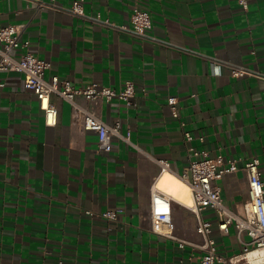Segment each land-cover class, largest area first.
<instances>
[{
  "label": "crops",
  "instance_id": "0c3cea01",
  "mask_svg": "<svg viewBox=\"0 0 264 264\" xmlns=\"http://www.w3.org/2000/svg\"><path fill=\"white\" fill-rule=\"evenodd\" d=\"M72 4L0 0V29L21 28L29 51L51 63L47 80L115 90L130 81L135 96L131 105L76 97L107 125L119 124L104 153L71 103L53 94L57 123L47 126L24 75L0 72V264H200L203 239L181 178L190 149L240 166L258 158L264 182V0H249L247 10L238 0H85L82 16ZM135 8L151 15L145 37L104 22L129 25ZM233 67L246 75L233 77ZM217 184L225 206L242 214L250 198L245 170ZM156 188L171 198L169 234L154 230ZM108 211L120 212L111 220ZM201 217L212 224L219 255L240 254L234 226L224 234L213 211Z\"/></svg>",
  "mask_w": 264,
  "mask_h": 264
},
{
  "label": "built area",
  "instance_id": "2783aa9c",
  "mask_svg": "<svg viewBox=\"0 0 264 264\" xmlns=\"http://www.w3.org/2000/svg\"><path fill=\"white\" fill-rule=\"evenodd\" d=\"M54 2L55 0H51ZM85 0H73L72 12L79 16L84 14L83 4ZM239 5L247 10L249 0H238ZM101 19L100 14L96 17ZM104 22L121 31H126L134 35L145 37L152 27L151 15L148 11L138 8L133 10L129 25L117 26L109 20ZM21 28L10 25L0 29V72L20 73L24 75V86L32 91L40 102V107L45 113V123L47 126H54L57 123V108L51 101V96L56 94L71 103L76 112L81 114L84 127L87 130L96 132L97 148L99 152L108 153L111 151L113 137L119 132V124L109 126L92 110H86L75 103L78 96H83L94 105L101 101H111L114 98L124 101L127 105L132 104L135 96V85L127 82L121 90L109 87H101L98 84H90L84 87H76L69 80L60 81L58 76L46 79V73L51 69V63L37 58L29 51L30 42L22 40ZM14 52H18L14 55ZM246 70L231 69V75L241 78L246 75ZM4 83L0 82V88ZM167 105L174 118L179 119V101L177 97L170 96ZM183 126L185 124L183 123ZM184 138L187 142H192L195 138L189 131H184ZM203 140V138H201ZM193 159L190 161L186 172L181 176L182 180L188 184L192 193V204L189 209L196 215L197 232L203 239L200 246L204 252L200 264H264V256L251 259L250 255L254 251H261L264 254V182L260 160L252 158L240 166V160H226L223 156L210 157L205 151L195 148L190 149ZM162 170L169 168L165 160H161ZM245 170L250 198L243 205L242 214H234L224 204L221 187L218 181L230 173L240 169ZM205 210H211L218 219V228L222 233H228L231 226H234L239 240L242 244L240 254L225 258L217 252V242L212 238V224L202 219L201 214ZM120 211H108L103 214L107 219H116ZM151 217L154 223L155 232L169 234L167 230L171 225V198L158 188L151 197ZM246 237L247 239H245Z\"/></svg>",
  "mask_w": 264,
  "mask_h": 264
},
{
  "label": "bare ground",
  "instance_id": "6f19581e",
  "mask_svg": "<svg viewBox=\"0 0 264 264\" xmlns=\"http://www.w3.org/2000/svg\"><path fill=\"white\" fill-rule=\"evenodd\" d=\"M191 204H192V201L189 200L187 205H191ZM261 256H264V254L261 251H254V252L251 253L250 258L251 259H256V258H259Z\"/></svg>",
  "mask_w": 264,
  "mask_h": 264
}]
</instances>
